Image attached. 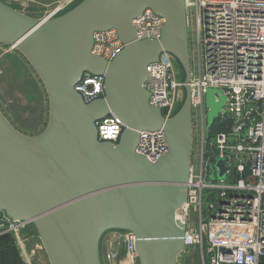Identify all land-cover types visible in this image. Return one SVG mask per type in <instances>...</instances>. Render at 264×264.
Here are the masks:
<instances>
[{
  "label": "water",
  "instance_id": "95a60500",
  "mask_svg": "<svg viewBox=\"0 0 264 264\" xmlns=\"http://www.w3.org/2000/svg\"><path fill=\"white\" fill-rule=\"evenodd\" d=\"M164 19L159 40L137 41L132 20L145 10ZM185 0H81L52 19L29 17L0 1V43L15 47L42 82L47 125L18 132L0 111V226L5 214L32 223L50 264H101L108 231L135 238L139 264H176L192 168L191 64ZM115 30L124 45L111 60L92 54L93 35ZM171 55L184 73L185 98L171 117L148 105L147 67ZM104 77V97L84 103L74 87ZM218 89L205 93L206 129L223 112ZM115 115L117 144L99 142L95 123ZM161 130L169 152L156 162L136 153L141 132ZM218 179L228 168L217 160Z\"/></svg>",
  "mask_w": 264,
  "mask_h": 264
},
{
  "label": "built area",
  "instance_id": "2783aa9c",
  "mask_svg": "<svg viewBox=\"0 0 264 264\" xmlns=\"http://www.w3.org/2000/svg\"><path fill=\"white\" fill-rule=\"evenodd\" d=\"M78 1L56 2L44 19L64 13ZM186 2L188 25L192 17L194 33L192 121L199 129L200 146L186 201L175 215L185 226L184 249L198 247L200 264H264V0ZM163 25L164 19L149 9L132 20L137 41L159 40ZM123 47L116 31L108 30L93 35L91 52L111 61ZM173 59L163 53L158 63L149 65L144 84L148 105L164 117L175 114L182 100ZM103 84V76L84 74L74 90L87 104L104 97ZM207 89L222 91L226 102L215 120L220 130L206 148ZM95 126L98 141L112 144L118 143L124 129L113 114ZM168 152L161 130L140 133L138 155L153 163ZM217 160H225L228 168L222 179L217 177ZM2 221L0 228L14 231L28 224L14 222L5 214ZM118 232L126 242L127 256L139 264L133 234Z\"/></svg>",
  "mask_w": 264,
  "mask_h": 264
},
{
  "label": "rangeland",
  "instance_id": "374dc122",
  "mask_svg": "<svg viewBox=\"0 0 264 264\" xmlns=\"http://www.w3.org/2000/svg\"><path fill=\"white\" fill-rule=\"evenodd\" d=\"M0 1L29 17L43 19L60 0ZM192 29V17H189L188 40L191 72L195 69L194 52L191 46V41H194ZM171 62L177 80L181 84L182 104L185 98V90L182 86L184 74L174 59ZM0 111L18 132L30 137L37 136L44 131L49 114L47 94L38 75L15 47L2 43H0ZM199 136V129L193 126V164L197 162ZM211 140L212 138L208 137L206 148L210 146ZM192 215L193 213L190 216L191 220H193ZM109 251L113 252V256L109 254ZM99 256L101 264H133L126 254V242L121 238L120 232L115 230L103 234L99 243ZM200 261V250L198 247H193L184 249L178 254L176 264H200ZM0 264H50L32 223L26 224L17 231L9 229L8 226L0 228Z\"/></svg>",
  "mask_w": 264,
  "mask_h": 264
},
{
  "label": "trees",
  "instance_id": "16d2710c",
  "mask_svg": "<svg viewBox=\"0 0 264 264\" xmlns=\"http://www.w3.org/2000/svg\"><path fill=\"white\" fill-rule=\"evenodd\" d=\"M182 70V69H181ZM183 72V71H182ZM184 74V73H183ZM217 121H214L213 125L211 126L210 130H209V138H212L215 135V132L219 131L220 128L219 126L216 124Z\"/></svg>",
  "mask_w": 264,
  "mask_h": 264
},
{
  "label": "bare ground",
  "instance_id": "6f19581e",
  "mask_svg": "<svg viewBox=\"0 0 264 264\" xmlns=\"http://www.w3.org/2000/svg\"><path fill=\"white\" fill-rule=\"evenodd\" d=\"M185 5L187 6V2H186V0H185Z\"/></svg>",
  "mask_w": 264,
  "mask_h": 264
},
{
  "label": "flooded vegetation",
  "instance_id": "af4514ba",
  "mask_svg": "<svg viewBox=\"0 0 264 264\" xmlns=\"http://www.w3.org/2000/svg\"><path fill=\"white\" fill-rule=\"evenodd\" d=\"M73 6H74V5H73ZM73 6H72V7H73ZM72 7H70V8H72ZM70 8H69V9H70ZM69 9H68V11H69Z\"/></svg>",
  "mask_w": 264,
  "mask_h": 264
}]
</instances>
